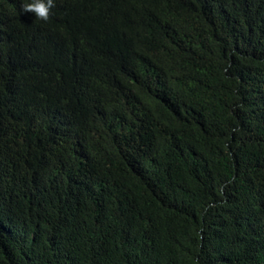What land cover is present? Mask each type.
<instances>
[{
    "label": "trees",
    "instance_id": "1",
    "mask_svg": "<svg viewBox=\"0 0 264 264\" xmlns=\"http://www.w3.org/2000/svg\"><path fill=\"white\" fill-rule=\"evenodd\" d=\"M0 0V264H264V0Z\"/></svg>",
    "mask_w": 264,
    "mask_h": 264
},
{
    "label": "clouds",
    "instance_id": "2",
    "mask_svg": "<svg viewBox=\"0 0 264 264\" xmlns=\"http://www.w3.org/2000/svg\"><path fill=\"white\" fill-rule=\"evenodd\" d=\"M53 7H55L54 0H31V2L22 4V11L34 13L37 19L47 22Z\"/></svg>",
    "mask_w": 264,
    "mask_h": 264
}]
</instances>
